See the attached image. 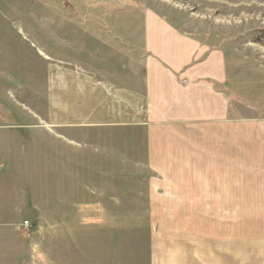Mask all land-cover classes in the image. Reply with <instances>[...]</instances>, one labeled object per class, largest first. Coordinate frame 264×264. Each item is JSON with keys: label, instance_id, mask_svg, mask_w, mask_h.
Here are the masks:
<instances>
[{"label": "rangeland", "instance_id": "obj_1", "mask_svg": "<svg viewBox=\"0 0 264 264\" xmlns=\"http://www.w3.org/2000/svg\"><path fill=\"white\" fill-rule=\"evenodd\" d=\"M62 25L117 27L138 44L141 63L151 56L149 26L170 28L179 49L195 47L196 64L220 65L202 84L225 111L209 116L204 103L202 120L154 134L150 153L146 128L75 129L58 146L22 141L17 181L44 190L28 194L41 220L30 223L35 249L23 264H211L216 222H231L223 217L248 235V255L264 254L252 240L264 236V204L222 203L213 193L229 186L251 198L264 189V0H0V26L21 41L6 37L15 53L36 49L37 39L50 46L52 28ZM51 152L69 153L59 161L70 165L68 176L54 175Z\"/></svg>", "mask_w": 264, "mask_h": 264}, {"label": "crops", "instance_id": "obj_2", "mask_svg": "<svg viewBox=\"0 0 264 264\" xmlns=\"http://www.w3.org/2000/svg\"><path fill=\"white\" fill-rule=\"evenodd\" d=\"M77 29L81 30L76 32L73 25L54 26L50 46L36 38V49L27 45L15 53L7 38L14 36L21 42L19 36L0 26V264L26 261L35 249L36 234L30 231L32 225L24 227L23 223L41 220L36 200L29 201L28 194L42 195L43 187L17 181L23 171L21 161L27 157L22 144L26 138L32 142L50 139L58 146L59 141L73 140L75 129L130 130L132 134L146 128L150 153V143H156L154 134L177 129L191 119L202 120L203 113L198 111L204 103L212 107L209 116L213 110H224V103L208 92L211 86L202 84L203 78L214 79L212 67L221 71L220 65L196 64L195 47L187 45L185 52L179 49L180 40L170 28L149 26L145 47L151 56L142 63L138 44L133 48V37L124 41L117 27ZM158 33L164 34L162 41ZM47 154L55 162L54 175L68 176L70 165L59 161L71 160L69 153ZM217 189L222 190L213 193H221L216 199L222 203L264 204L262 188L249 191L251 198L234 196L233 187ZM55 200L58 206L62 202L57 196ZM223 219L231 222H216L221 233L212 239L211 264H264V254L246 252L249 238L236 233V221ZM252 240H258L257 246L264 245V236Z\"/></svg>", "mask_w": 264, "mask_h": 264}, {"label": "built area", "instance_id": "obj_3", "mask_svg": "<svg viewBox=\"0 0 264 264\" xmlns=\"http://www.w3.org/2000/svg\"><path fill=\"white\" fill-rule=\"evenodd\" d=\"M23 226L24 227H29L31 225H30V222L28 220H26V221H24Z\"/></svg>", "mask_w": 264, "mask_h": 264}]
</instances>
